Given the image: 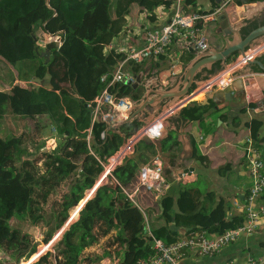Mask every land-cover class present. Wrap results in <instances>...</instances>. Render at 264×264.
<instances>
[{
	"label": "trees",
	"instance_id": "16d2710c",
	"mask_svg": "<svg viewBox=\"0 0 264 264\" xmlns=\"http://www.w3.org/2000/svg\"><path fill=\"white\" fill-rule=\"evenodd\" d=\"M176 1L0 0V85L10 89L9 93L0 91V123L12 115L31 120L48 117L61 137V146L55 153H44L39 159L34 160L30 159L21 135L0 137V249L8 253L14 251L19 263L22 258L29 261L36 255L37 246L33 245L27 250L30 244L29 236L12 227L11 220H28L35 226L44 223L48 228V237H53L56 232L53 226L56 222L60 223L61 214L42 213L43 209L40 206L48 199L47 188L59 187L64 179L69 180V190L64 193L62 199L71 198L77 205L83 197L78 198L76 192L80 188L90 192L103 176L110 159L140 129V125L133 122L123 125L120 128L121 134L110 131L102 138L108 124L100 119L92 126L90 141L87 140L88 135L77 131L78 123L91 111L88 105L93 103L106 87L101 82V77L104 74H111L115 67L126 59L125 54L111 51L109 47L126 33L130 24L131 7L133 5L141 7L142 12L147 13V19L156 22L157 8L165 3L172 5ZM35 26H39V29L50 37L62 38L60 47L56 49L54 56L52 53V58L48 62L46 58L41 57V51L36 46L37 38L33 34ZM256 28V24L252 25L243 32V35H248ZM223 45L221 43L219 48L222 49ZM56 59L63 66L62 72L51 70ZM260 60L264 64V55ZM129 64H132L134 74L141 72L140 65ZM50 74L58 86L63 82L71 86L70 90H60L62 108L66 113L63 114L62 111L59 119L55 117L57 100L52 97L53 94L14 84L15 80L27 83L33 80L41 81ZM143 93L144 88L139 87L131 93V98L139 102ZM215 107L212 101L207 106L194 102L182 110V115L186 119L202 122ZM246 111V107L240 108L241 113ZM256 138V146L262 147L264 137ZM146 148L151 151L154 146L146 144ZM193 156L204 160L196 150ZM43 160L47 171L45 176H39L38 163ZM139 171L138 162L130 157H126L122 164L113 170L112 177H108L109 183L96 190L55 245V264H78L82 251L94 241V229L100 220L107 222L108 231L112 228L115 196L119 194L121 200H125L122 188L134 182ZM182 195L183 198L178 203L179 209L182 212L195 209L198 197L194 195V190L186 188ZM168 200L171 205L170 198L163 200L165 216L171 208L166 203ZM61 207L66 214L71 208L69 204L66 206L61 204ZM132 209L130 204H126L122 212L125 214ZM212 211L201 210L200 214L208 216ZM122 216L118 214L119 219ZM244 222L245 215H239L231 222L227 224L222 222L210 230L220 234L227 229L243 225ZM153 237L167 244L176 242L165 229L153 231ZM49 238L45 241L49 242ZM151 243L150 238L145 247L136 249L130 264H138L139 261L151 256ZM50 256L52 253L44 255L36 264H49ZM33 259H36V256ZM0 264H3L1 260Z\"/></svg>",
	"mask_w": 264,
	"mask_h": 264
},
{
	"label": "crops",
	"instance_id": "0c3cea01",
	"mask_svg": "<svg viewBox=\"0 0 264 264\" xmlns=\"http://www.w3.org/2000/svg\"><path fill=\"white\" fill-rule=\"evenodd\" d=\"M178 1L183 12H200L207 14L218 10V7H220H217L216 0H177L172 5L165 3L157 8L155 13L157 20L156 22H150L147 19V13L142 12L141 7L133 5L129 16L130 24L127 26L126 33L116 39L109 47V50L119 52L121 49H142L145 44L147 32L167 24L172 17ZM241 1L242 0H233L226 5L234 3L236 12H240L242 9ZM257 3L263 6L264 0H259ZM252 4L253 3H250V5ZM220 14H222V11L218 16ZM217 26H219V24L216 18L215 21L203 26L202 34L203 39L207 38L209 40L211 47H215L218 51H222L225 46L223 45L224 47L222 49L219 48V46L224 40L222 35L215 34ZM39 30L40 32L34 35L37 38L36 46L42 44V42L38 40L41 38L45 39L48 43L51 42L49 40H56V49L60 47L62 43L61 36L50 37L43 33L41 29ZM183 41L182 39H177L174 42L169 50L172 54L171 56H169L168 52L166 56L153 58L141 64H135L140 65L142 69L139 73L134 74V72H132V64H127L124 70L131 78L143 73L144 76L142 80L147 81L148 86H155V80H160V92L175 89L178 82H172V80H181L184 76L186 67L195 58V56L191 55L190 51L184 47ZM205 51L206 49L203 52ZM254 51L259 52L256 59L260 60L261 56L264 55V38L258 39L250 49L246 50L247 53H252ZM188 60L190 61L187 64ZM240 60V55H238L227 60L225 66L218 64L214 65L211 70L205 69L201 71L196 77L192 97L179 102L176 100H167L154 107H148L144 115L134 119L133 122H137L140 125V129L136 133L137 135L168 110L180 107L177 108L173 115L164 119V130L160 139L150 140L145 137L134 145L130 150V154L126 156L134 158L138 162L140 169L148 164L153 157L157 155L161 156L164 162V176L170 188L163 195L139 190L134 196V202L129 201L126 195V198H124L125 200H121L118 196L119 194H117L115 196L116 202L113 204L112 210L114 215L113 218H111L113 221L112 228L108 231L106 221L100 220L98 222L94 229L95 239L82 251L78 264H130L133 252L139 247H145L149 243V239L153 236V231L165 229L169 231L172 238L176 241L185 239L195 233H205L209 238L213 239L216 238L219 233L210 230L212 227L222 222L227 224L231 222L234 217L244 215L243 211L235 206V202L239 200L241 204L244 205L252 186V180L249 176L246 161V138L249 135L247 126L249 123H253L254 133L256 136L263 138L264 112H254L256 105L249 104L250 102H256L254 96H248V98H246L247 104L243 107H246L247 111L241 113V107H238L235 102H231L229 107H225V104L217 105L212 100H209L207 104H203L204 97L221 91H201L207 82L218 77H227L229 73H231V78L234 80L248 74L251 69L246 65H240L238 68L233 69L236 62H240ZM172 65L176 66L175 74L172 73ZM32 82L34 84L38 83V89L45 90L46 92H50L52 87L55 88V86H58L57 81L53 80L51 75L47 76L44 80H33L28 83L15 80L14 84H22L28 87V84ZM139 87L144 88V82H141ZM31 88L37 89L34 86ZM61 89L70 90L67 86H61L59 83L57 87V94H59V96ZM8 90L7 92L9 93L10 89L8 88ZM134 90L136 89L121 82L114 85L112 88V92L116 96L127 98L132 101L134 100L131 98V93ZM144 99L145 88L142 99L139 102L134 101V103L140 104ZM211 101L216 107L211 110L204 121L196 122L183 117L182 110L188 105L197 102L199 105L207 106L210 105ZM182 104L183 107L181 106ZM65 113V110H63V114ZM10 117L20 116L12 115ZM221 117L224 120H222ZM42 118L51 122L48 117ZM99 120L100 117L96 121ZM123 120H125V115H114L111 123L107 122L108 128L109 125H117ZM94 123L95 120L92 111H90L84 116V119L78 123L77 131L89 137ZM50 124L52 128L55 127L53 122ZM48 127V124L44 125V131H46ZM51 127L50 130H52ZM106 132H108V129ZM51 134L54 135V138L50 144H55L58 141L60 144L59 146H61V137L58 135V132L57 134ZM117 134H121L120 129ZM131 139L132 138L126 142L125 146L130 144ZM146 144L153 145L154 149L148 151ZM125 146L114 156L116 158L113 160L116 162L121 161L124 156V151L121 154L119 153ZM195 150L204 160L201 161L199 157L193 156ZM137 181L138 176L134 182L122 189L133 192L136 189L135 186ZM99 182L103 185L108 184L109 180L101 177ZM186 188H192L194 190V195L198 197V203L195 209L182 212L179 209L178 203L179 200L183 198L182 194ZM159 197L161 198L160 201ZM165 198H170L172 201L171 205L169 200L166 201L168 207H171L166 216L164 215L163 206V200ZM261 203L264 204V197L258 200V204ZM126 204H130L133 209L123 214L122 211ZM201 210L213 211L210 215L204 216L200 214ZM118 214L123 215L121 219L118 218ZM38 230L41 231L40 229ZM59 231L60 230L54 234L53 240L49 243L53 245V248L50 250L52 256L49 258V264H55V245L65 233L58 235ZM106 231L107 234H105ZM39 234V232L36 235L34 233L33 236L36 239L37 248L40 245L38 243L42 242L38 239L39 237L37 235ZM28 241L30 244L27 250H30L34 244L29 240V237ZM13 252L14 251H11V253ZM40 252L41 251L37 249V253ZM4 253H7V251ZM261 257H264V218L260 221L259 227L252 236H243L239 238L236 242L225 247L219 254L212 257H203L195 252H186L179 264H250L253 258ZM39 259L40 258L34 259L32 264H36ZM59 259L61 260L60 257ZM16 260L18 261V257ZM24 263L25 258H22L19 264Z\"/></svg>",
	"mask_w": 264,
	"mask_h": 264
},
{
	"label": "built area",
	"instance_id": "2783aa9c",
	"mask_svg": "<svg viewBox=\"0 0 264 264\" xmlns=\"http://www.w3.org/2000/svg\"><path fill=\"white\" fill-rule=\"evenodd\" d=\"M233 0H223L222 5H226ZM262 1V0H260ZM221 8L211 13L200 12H183L181 5H176L170 21L162 25L160 28L148 31L145 37V44L142 49H121L119 53L125 54L126 59L119 63L111 74H104L101 77V82L106 85L103 92L88 105L91 109L94 120L102 119L108 122V119H113L114 115L124 116L130 109L134 101L127 98L118 97L112 92L114 85L121 82L125 76L132 79L131 76L124 70V67L129 63L141 64L153 58L166 56L177 39H182L188 44L193 43V46L205 45L203 41V26L216 20ZM206 48L201 49L204 51ZM247 57L256 59L259 52L247 53ZM240 62H236L234 66L246 65L248 61L244 56H240ZM172 73L175 74L176 66H171ZM231 73L227 77H218L209 81L201 89L202 92H211L215 90L224 91L234 81L231 78ZM252 101V100H251ZM184 104V103H183ZM183 104L181 105L183 107ZM168 110L161 117L156 119L152 124L147 126L136 136L132 137L130 144L126 145L119 153H123L120 162L110 159L109 164L105 167V172H108V177H112L113 170L122 164L123 159L130 154L131 148L145 137L150 140H158L163 135L164 119L171 116L177 110ZM106 110V111H103ZM249 135L246 138V161L249 171V176L252 180V186L246 197V203L241 204L236 200L235 206L242 210L245 215V222L233 229H227L220 233L216 238H209L205 233L191 234L189 237L167 244L160 239L152 238V255L141 260L138 264H179L181 258L186 252H195L199 256L212 257L219 254L225 247L236 242L239 238L252 236L259 227L260 221L264 218V204H258V200L264 197V146H256V135L253 129V123L247 126ZM52 133L57 134V128H52ZM90 141V135L87 138ZM104 172V173H105ZM136 189L133 192L123 190L129 201L134 202V196L139 190L154 192L155 194L163 195L169 190L170 185L164 176V162L161 156L157 155L152 160L144 165L138 174ZM48 244L38 253V258L50 253ZM250 264H264V257L253 258Z\"/></svg>",
	"mask_w": 264,
	"mask_h": 264
},
{
	"label": "water",
	"instance_id": "95a60500",
	"mask_svg": "<svg viewBox=\"0 0 264 264\" xmlns=\"http://www.w3.org/2000/svg\"><path fill=\"white\" fill-rule=\"evenodd\" d=\"M216 4L220 6L222 14L217 17L219 26H217L215 34L222 35L224 49L218 51L215 47H211L207 38L203 39L205 45H198V47L193 46V43L188 44L186 41H183L184 47L195 58L186 67L181 80H172V82H178L175 89L160 92V80H155V86H148L147 81L142 80L143 73H140L132 79L124 76L121 83L131 86L134 89H137L141 82H144L145 99L140 104H132L131 109L125 114V120L117 125H109L108 132L104 133L102 138H105L110 131L118 133L123 125L132 123L135 118L144 115L148 107H154L167 100H176L179 102L192 97L193 86L195 85L198 73L205 69L211 70L214 65L221 64L225 66L227 60L238 55L244 56L246 60L251 61L246 64V66L250 67V72L245 74L244 77L235 79L224 91L212 93L204 97L203 104H207L209 100H212L217 105L225 104V107H229L231 102H235L238 107H243L247 104L246 98L248 96H254L256 102H250L249 104L256 105L254 112H264V64L259 59L247 57L246 54V50L250 49L258 39L264 38V25H262L264 5L261 6L257 2L250 5L249 1L242 0V9L240 12H236L234 3L222 5L223 0H216ZM255 24L257 28L244 36L243 32ZM204 48H206L205 52L199 51ZM42 57L46 58L48 62L50 53H44ZM238 67L234 66L233 69ZM111 120V118L108 119V123H111ZM101 185L98 181L97 185L81 201L72 216L62 229H60L58 235L63 234L68 229ZM160 200L161 198L159 197ZM35 256L37 259L38 254ZM33 260L31 259L27 264H32L34 262Z\"/></svg>",
	"mask_w": 264,
	"mask_h": 264
},
{
	"label": "rangeland",
	"instance_id": "374dc122",
	"mask_svg": "<svg viewBox=\"0 0 264 264\" xmlns=\"http://www.w3.org/2000/svg\"><path fill=\"white\" fill-rule=\"evenodd\" d=\"M39 26H35L33 28V34L35 35V33H39ZM42 42V44L40 46H38L37 48L40 49V55H43L44 53L49 52L50 53V57H49V61L52 58V53L54 56V53L56 52V47H55V43L56 40H49L51 42H46L45 39H38ZM171 52H169V56H171ZM54 65L51 66V70L52 72L55 70L56 72H62L63 70V66L60 64V61H58L57 59L54 60ZM56 65V67H55ZM52 75V74H50ZM49 75V76H50ZM63 77H60V81ZM28 87H36L38 89L39 84H34L33 82L31 84H28ZM61 86H67L69 89H71V86L69 83L67 82H63L60 83ZM39 90V89H38ZM0 91H3L6 93H8L7 91L8 88L6 86H2L0 85ZM39 91H45V90H39ZM46 92V91H45ZM47 93H51L53 94V98H56L57 102H55V117L56 119L61 118L62 116V104H61V100H60V96L59 94H57V88L52 87L50 92ZM52 122V121H51ZM50 121L44 120L43 118H37L35 120H31V119H26V117H7V120L5 119V121L2 123H0V137L3 138H10L13 135H21L24 139V145L25 147L28 149V153L30 155V159L34 160V159H39L40 155L42 153H55L59 148H60V144L58 143V141L55 144H50V142L53 140V136L52 130H50ZM48 124V131H44V125ZM52 128V127H51ZM210 134V133H209ZM58 144V145H57ZM60 157V156H59ZM66 161H68L67 159H65ZM38 167L40 170V175L39 176H45L47 168L44 165V160L38 163ZM247 168V166H246ZM105 185V184H104ZM47 193H48V199L46 202H42L40 208L43 209L42 213H46V215L54 213V214H61L60 215V223L56 222L54 224L53 227H55V233L58 232V230H60L65 223L69 220V218L72 216V214L74 213L75 209L78 207V205L81 203V201L89 194V192L84 191L82 188H80V190H78L76 193L79 197H83V199L77 204L75 205V201L72 200L71 198L63 200V195L64 193H66L69 190V180L64 179L61 183V186L56 187L54 186L53 188L49 189L47 188ZM61 204L63 205H67L69 204L71 206L70 211L68 214L64 213ZM58 223V224H57ZM11 226L14 228H17L19 230H21L23 233L27 234L29 236V240H31V242L37 246V242L36 239L33 237L34 233L35 235L39 232L40 234L37 235L39 238V242L38 244H40L38 246V250L41 251L43 250V248L45 246H47L54 238L48 237V228L45 226L44 223H42L40 226H35L32 224L31 221H19L17 219H13L11 220ZM58 230H57V228ZM40 229L41 231H39L38 229ZM32 233V234H31ZM49 238V242L47 241H43L45 239ZM51 249L53 248V245L50 246ZM50 249V250H51ZM0 260L2 261L3 264H19V262L16 260L17 255L15 253H11V252H7L4 253V250L0 249ZM38 254V253H37ZM39 255V254H38ZM8 257V260H7ZM34 261V260H33ZM28 262L25 259V263L27 264Z\"/></svg>",
	"mask_w": 264,
	"mask_h": 264
},
{
	"label": "bare ground",
	"instance_id": "6f19581e",
	"mask_svg": "<svg viewBox=\"0 0 264 264\" xmlns=\"http://www.w3.org/2000/svg\"><path fill=\"white\" fill-rule=\"evenodd\" d=\"M107 176H108V172H105V173H103V178H105V179H107Z\"/></svg>",
	"mask_w": 264,
	"mask_h": 264
},
{
	"label": "flooded vegetation",
	"instance_id": "af4514ba",
	"mask_svg": "<svg viewBox=\"0 0 264 264\" xmlns=\"http://www.w3.org/2000/svg\"><path fill=\"white\" fill-rule=\"evenodd\" d=\"M264 21V16H263V20H262V22Z\"/></svg>",
	"mask_w": 264,
	"mask_h": 264
}]
</instances>
